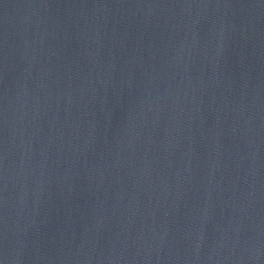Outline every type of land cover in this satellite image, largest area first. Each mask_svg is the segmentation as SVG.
I'll return each mask as SVG.
<instances>
[{"label": "water", "instance_id": "water-1", "mask_svg": "<svg viewBox=\"0 0 264 264\" xmlns=\"http://www.w3.org/2000/svg\"><path fill=\"white\" fill-rule=\"evenodd\" d=\"M0 264H264V0H0Z\"/></svg>", "mask_w": 264, "mask_h": 264}]
</instances>
